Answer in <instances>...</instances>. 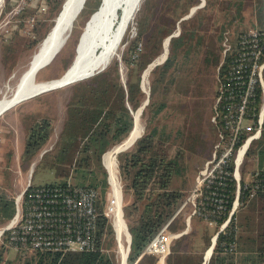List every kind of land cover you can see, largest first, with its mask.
<instances>
[{
    "label": "trees",
    "instance_id": "16d2710c",
    "mask_svg": "<svg viewBox=\"0 0 264 264\" xmlns=\"http://www.w3.org/2000/svg\"><path fill=\"white\" fill-rule=\"evenodd\" d=\"M93 1H85L79 16L86 11L85 9ZM174 1L178 0H172V2ZM190 1L187 3L189 4ZM36 3L46 8L49 7V3H54L53 5L57 6L59 0H32L29 2L33 10L32 13L36 18L34 20L35 23L34 21L32 24L29 23V19L23 22L21 19L22 21L15 27L12 37L22 33V29L29 23L31 24L30 33H33L36 37L32 43L43 39L46 32L40 33L37 26L34 30V26L37 25V14L39 13L36 12ZM205 9L201 10L198 22L196 21L197 19L194 20L192 17L184 20V28L181 29L179 35L170 38L168 57L162 64L155 66L151 71L153 78L151 79L149 101L145 105L144 110L145 114H147L145 132L131 148L123 150L117 155L119 176L121 181L125 182L123 193L127 198V202L123 206V216L127 220L128 230L131 234L130 253L127 258L128 264H149V256L147 254L139 258L141 252L159 228L172 218L184 196L183 183L181 185L173 183L176 178L183 176L185 170L183 130L181 128L176 131L174 141L171 139L172 131L170 132L166 125L158 124L157 122V119L163 115L166 106H168L166 103L167 99L164 96L168 88V80L171 83L178 81L175 79L176 82H174L175 80L168 75L176 74L180 70L179 66H182L183 79L189 80V77L184 74V67L187 66L182 63L187 62L186 57L197 59L198 53H201V59L204 57L200 64L204 66L208 74L222 60L224 61L221 65V73L230 63L231 53H228L223 58L221 51L220 54L214 52L212 50L213 47L211 45L208 46L209 41H203L202 39V28L205 26V13H207V11L204 12ZM59 10L60 7H58V12ZM25 15L26 12L21 14V16ZM27 17L30 16L28 15ZM160 18L163 20L162 17ZM161 20L158 21L160 22ZM191 21L193 23L186 24V22ZM149 22L140 31L144 32V37H146L144 45L140 39L134 38L123 54L122 59L127 68L124 82L121 81L119 74L118 66L120 61L116 59L103 70L77 80L70 85L71 93L66 101L65 119L54 150L56 149L59 153H68L73 156L74 166L75 169H78L77 171L84 169L81 167H88L87 171L92 174L88 181L85 182L86 179H83L76 182V184L99 187L100 196L103 200L109 185L101 165V155L111 146L120 143L131 130L133 125L131 110L136 109L145 99V93L140 86L141 71L157 54V51L152 46H150V50L147 46L152 31L149 30ZM228 22L230 20L224 22V27L222 25L220 29L222 34L218 35V39H221L220 48H223V33L228 27L226 26ZM172 27L167 28L163 23H158L156 29L152 32L161 37L169 34L172 31ZM70 37L71 34L58 53H60ZM204 49L206 50L204 51ZM207 50L209 51L207 52ZM174 71L177 72L175 73ZM158 90L162 93V98H159ZM261 96L262 89L258 86L255 100L252 103L255 107V112L262 101ZM52 130L53 121L48 116L36 117L30 123L23 149L26 159H30L42 149L49 140ZM179 138L182 139L177 143V146L175 145V149L178 151L170 154V146L174 145ZM257 146L262 147L259 154L261 161H263L264 143L259 140ZM93 163H95L97 170L89 168ZM230 168H232V164ZM97 173H101L103 178L98 179ZM243 175L244 172H242ZM67 182V180H61L59 183L65 184ZM232 197L233 190H231ZM251 201H253L254 205H258V203L261 205L262 225L258 227L256 233L244 237V234L239 233L240 227L244 224L236 219L235 223H237L238 230L237 250L234 252L224 251L221 243L228 241L233 233H220L207 264H264V190H258L252 197H248V190H245L241 196V203L245 204ZM97 209L100 214L97 218L95 247L93 249L68 251L65 253L20 250L18 254L22 258L21 264H117L113 252L105 250L107 237L109 235L112 236L113 233L111 223L102 212L103 204L101 202L97 204ZM14 213V200L5 195L4 197L0 196V224L12 218ZM180 217L181 214H177L170 220L168 225L170 230L178 228L175 224ZM222 219H219L217 224ZM181 228L183 227L181 226ZM6 234L7 231L3 233V239H5ZM183 235L171 242L170 252L164 264H201V253L194 249L193 244H190V247L184 246L186 249H182ZM2 252V249H0V264H10L3 262Z\"/></svg>",
    "mask_w": 264,
    "mask_h": 264
},
{
    "label": "rangeland",
    "instance_id": "374dc122",
    "mask_svg": "<svg viewBox=\"0 0 264 264\" xmlns=\"http://www.w3.org/2000/svg\"><path fill=\"white\" fill-rule=\"evenodd\" d=\"M31 1L32 0H1L0 2V98L8 96L12 93L32 54L52 28L54 18L58 13V7L61 9L64 3V0H59V4L57 6H54V3H49V7H46L47 9L41 4L38 5V3H36V12L39 13L37 14V25L34 26V30L37 26L40 33L46 32V34L41 41L32 43L36 37L33 33H30V25L36 18L32 13V7L29 5V2ZM189 1L190 0H178L176 2H172V0H141L140 5L129 22L122 39L115 47L113 55L107 63L108 65L112 64L116 59H118L117 56L120 55L121 60H118L122 63V67L121 63L118 67L122 82L125 81L127 74V68L122 59L123 54L126 52L131 40L134 38L140 39L144 45L146 37H144V32L140 31H142V28L145 27L149 21V30L154 31L158 23H163V25L167 28H171L174 25L171 32L177 30L176 33L179 35L181 29L184 28L183 25L185 24L181 18L186 15L192 16L193 14V18L197 19L196 21L198 22L200 12H198V16L195 15V11L193 13L190 12L193 6H202L203 9L206 8L204 12L207 11V13H205V26L202 28V39L203 41H209L208 46L211 45L214 52L220 54L221 51L222 54L223 48H220L221 39H218V35L222 34L220 29L222 25L224 27V22L230 20V22L226 23V26L228 27L225 32L228 39L233 40L234 43L236 42V38L240 30L246 26L247 27L245 29L249 28V26L253 24L252 22L255 19L258 20L259 18V15L257 14V0H191L190 3L193 4H188L187 2ZM252 1L254 2V6L252 5ZM100 2L101 0H94L92 4L85 9L86 11L84 13L80 16L79 14L77 15L73 22L70 32L71 37L68 42L60 53L54 56L49 64L41 68L36 73V80L45 81L53 79L54 77L57 78L70 67V64H72L76 55L83 28L92 12L99 6ZM149 6L150 8H148ZM252 7L255 9V15L257 14V16L250 13L252 11ZM244 11H247V13L243 14ZM24 12H26V15L21 16ZM28 15L30 17H27ZM33 16L34 20L29 22L31 24L28 23L26 27L23 26L24 28L21 31L22 33H19L16 37L13 35V38L12 33L15 30V27L19 25L20 21L23 20V22H26L28 19L32 20ZM160 17H162L163 20H161ZM158 20L161 21L159 22ZM186 24L189 25L190 22H186ZM152 31L150 33L151 37L149 38L147 46L149 47V50L150 46H152L153 49L157 51L156 56L153 58V60L157 61L162 55L160 53L164 51V45L162 46V43H164V38L168 34L161 36V38ZM225 32L223 33V38H225ZM11 37L12 39L10 40ZM168 50L170 51L169 44ZM205 50L206 49H204V51ZM208 51L209 50H207V52ZM198 55L197 59L186 57L187 62L182 63L187 66L184 67V74L189 77V80L183 79L182 66H179V72L174 71L175 73L177 72L176 74L168 75L171 79H176L178 81L176 82L175 80L174 82L176 83H171V81L168 80V88L166 89V94H164L167 99L166 103L168 106H166L163 115L157 119L158 124L162 123L166 125L170 132L172 131L171 139L174 141V134L176 131L181 128L183 130V156L185 157L183 160L185 170L183 176L178 179L176 178L173 182L177 185H181L183 183V200L192 191L198 171L202 169L205 166L206 161L212 157L214 145L218 140L217 129L210 120V115L212 113L210 105L214 99V91L216 89L215 77L218 73L220 62L213 68V71L208 74L204 66L200 64L204 57L201 59V53H198ZM158 56L159 58H157ZM142 72L143 70L141 71V74H144L146 71L144 70V72ZM149 74L152 73L150 72ZM72 83L67 85L64 84V86L45 91L22 100L0 115V196L4 197L5 195L6 197L13 199L14 204L16 197L23 191L28 181H30L33 185L59 183L61 180H67L76 184V182L83 179H86L85 182H87L88 178L92 175L89 174L87 171L88 167L86 166L81 167L84 169L77 171L78 169H75L74 166L73 156L68 153H59L56 149L54 150L65 119L66 101L71 93L70 85ZM149 84V75L146 76V80L144 75V87L147 91L149 89ZM157 92L159 98H162V93L159 90ZM136 110L137 109L131 110V113H133V111L135 113ZM40 116H48L52 119L53 130L49 140L42 147V149H40L30 159H26L23 150L27 137L26 133L28 132L27 130L30 123L36 119V117ZM140 123L144 127L145 131L147 125L146 115L143 116L141 114ZM126 138L127 137L116 145L121 144ZM180 139L182 138L177 139L178 141L176 140V143L170 146V154H174L175 151H178L175 148ZM132 146L133 144L125 150L131 148ZM250 146L251 147H248L247 149V153L245 154L243 163L240 167V170L245 173V180L250 178L251 172L249 171L252 170L253 167V161L250 158V150L253 146ZM20 147L22 152L19 151ZM112 148L113 146L103 152L100 158L101 165L105 172V178L109 185L104 200L100 196V200L103 205L107 194L110 191V179L108 169L104 164V155ZM118 153L115 154L113 151V158H111V161L112 167L116 171V176L121 184V217L127 225V220L124 216H122L124 212L123 206L127 202V198L123 193V186L125 182L121 181L119 176V161L117 159ZM89 168L97 170L95 163H93ZM97 178L102 179L103 175L101 173H97ZM98 189L100 190L99 187ZM119 193L121 203L120 190ZM255 205L253 204V201L242 204L240 200L238 205L232 210L234 213L231 217H235V221L237 219L239 222L244 224L239 229V233L244 234V237L252 233H256L258 227L262 225V216L260 214L261 205L259 203L258 205ZM180 214L181 217L175 224L178 228L169 230L171 232L181 233L187 227L186 223H188V231L183 235L184 237L182 238L181 247L182 249H186L184 246L190 247V244H193L194 249L201 253L202 263L207 251L206 249L211 248L210 245L212 243V238L218 229V225L209 224L204 219L196 216L192 217V220H189L187 218V206ZM11 219L12 218L5 221L3 224H0V228L6 226ZM181 226L183 228H181ZM179 237H181V235H178L172 241L174 242ZM121 242L124 246L127 245L125 235L122 236ZM105 247L106 251L113 252L115 260L117 264H119L121 261V250L119 249L114 229L112 236L109 235V237H107ZM0 249L3 251L2 256L4 263H22V258L19 257L18 254L20 250L6 245L3 240V235L0 240ZM148 263L151 264L150 257L148 259ZM126 264H128L127 260Z\"/></svg>",
    "mask_w": 264,
    "mask_h": 264
},
{
    "label": "built area",
    "instance_id": "2783aa9c",
    "mask_svg": "<svg viewBox=\"0 0 264 264\" xmlns=\"http://www.w3.org/2000/svg\"><path fill=\"white\" fill-rule=\"evenodd\" d=\"M33 20L29 19V22ZM222 44L223 58L228 53L232 56L222 73L224 60L220 62L215 77L210 120L217 129L218 140L212 157L198 171L192 191L179 204L172 218L187 206L188 219L196 216L209 224L218 225L212 238L213 248L220 233H233L221 246L226 252H234L238 248V230L235 217H231L234 213L232 210L245 190H248V197L258 190H264V168L254 169L248 180L240 172L247 149L251 141L260 136L264 123V25L240 31L234 43L225 32ZM258 86L262 89V101L255 112L252 103ZM116 180L121 192L122 209V188L117 176ZM109 183L110 191L102 212L109 219L119 243L125 232L122 229L118 237L115 228L117 195L112 183ZM99 202L100 192L94 186L69 181L65 184L33 185L28 181L15 199L14 216L6 226L0 228V240L7 231L3 239L5 244L17 250L60 253L91 250L95 247ZM221 218L222 221L217 224ZM171 219L149 240L139 258L147 254L151 264H157L160 259L162 264L165 263L172 240L182 233L169 230ZM126 230L129 231L127 225ZM126 241L128 246L129 239L126 238ZM213 248L205 259L206 264Z\"/></svg>",
    "mask_w": 264,
    "mask_h": 264
},
{
    "label": "bare ground",
    "instance_id": "6f19581e",
    "mask_svg": "<svg viewBox=\"0 0 264 264\" xmlns=\"http://www.w3.org/2000/svg\"><path fill=\"white\" fill-rule=\"evenodd\" d=\"M80 1L81 0H64L60 9L61 13H58L59 16L56 17L57 22L55 24V30L52 32L51 28L48 32L49 35L40 42L39 46L32 54L26 68L21 73L12 93L0 98V109L15 99L34 92L41 87L66 83L80 74H87L105 64L107 65L113 55L115 47L122 39L129 22L133 18L141 2V0H101L99 6L92 12L83 28L76 55L67 71L57 78L54 77L53 79L45 81L36 80V78L33 77L35 67L42 61L46 60L59 45L60 41L66 36L69 31V28L67 27L68 21ZM167 45V38H165V47H167ZM144 74L146 80V74H148V71L146 70ZM134 117L135 126L130 135L127 136L121 144L113 146V148L107 151L104 155V164L108 169L110 182L117 195L116 232L120 238V231L123 229L127 239H129V234L121 217L119 186L115 176L116 171L112 167L111 158H113V151L117 154V149L119 150L123 146L130 145L135 136H138L142 132V125L140 123L138 111L134 113ZM118 244L119 249L121 250V261L119 264H126L128 246H124L121 241H119ZM155 245L157 246V243ZM211 248H207L205 259L209 256Z\"/></svg>",
    "mask_w": 264,
    "mask_h": 264
},
{
    "label": "crops",
    "instance_id": "0c3cea01",
    "mask_svg": "<svg viewBox=\"0 0 264 264\" xmlns=\"http://www.w3.org/2000/svg\"><path fill=\"white\" fill-rule=\"evenodd\" d=\"M190 4H193V3H190ZM252 5L254 6V2L252 1ZM203 9V7L202 6H193L192 8H191V12L190 13H193L194 11H195V13H196V15H197V13L198 12H201V10ZM255 9L252 7V11L250 12L251 14H254V16H257V14L259 15V18H258V20L257 19H255L252 23V25L251 26H249V28H252V27H262L263 25H264V0H257V14L255 15ZM247 13V11H244L243 12V14H246ZM249 13V12H248ZM249 13V14H250ZM189 15H186L185 17H183V21L184 20H187V19H189V18H193V14H192V16H189ZM194 19V18H193ZM195 20V19H194ZM190 23H193V21H191ZM243 27V26H242ZM247 27V26H246ZM246 27H244L243 29H241L240 31H242V30H246L245 28ZM249 28H247V29H249ZM177 30L176 31H174V32H170L169 34H171V33H174V34H176V35H178L177 33ZM168 34V35H169ZM168 35H166V37L165 38H167L168 37ZM176 35H173V36H176ZM164 38V39H165ZM164 41V40H163ZM168 42V41H167ZM169 42H170V39H169ZM169 42H168V44H169ZM164 45V47H165V41H164V43H162V46ZM163 47V48H164ZM164 50L165 51H162L160 54H162L161 55V58L159 59V60H157V61H155V60H153V58L151 59V61H149V63L148 64H150V63H152V65H151V67L149 68V70H148V72L150 73L151 71H152V69L155 67V66H158V65H160V64H162L165 60H166V58L168 57V55H169V50H168V45H167V47H165L164 48ZM156 56V55H155ZM160 56V55H159ZM159 56L157 57V58H159ZM147 64V65H148ZM147 65H146V67H147ZM145 67V68H146ZM144 68V69H145ZM143 69V70H144ZM146 74V76H148L149 75V77H150V84H149V89H148V91L145 89V87H144V75L145 74H141L140 75V81H141V89L143 90V92L145 93V99L143 100V102L146 100V98L148 97V101H149V94H150V86H151V79L153 78V74ZM142 102V103H143ZM141 103V104H142ZM148 103V102H147ZM146 103V104H147ZM212 104H213V102H211ZM140 104V105H141ZM145 104V105H146ZM212 104H211V109H212ZM139 105V106H140ZM145 105L142 107V109L139 111V116H141V114L144 116V115H146V117H147V114H145V112H144V110H145ZM138 106V107H139ZM137 107V108H138ZM136 108V109H137ZM144 112V113H143ZM133 125H132V128H131V130H130V132L128 133V135L127 136H129L130 135V133L132 132V130H133V128H134V126H135V120H134V111H133ZM211 116V115H210ZM144 127L142 126V132L138 135V136H135V138H136V140H135V138L131 141V142H133L134 140H135V142L137 141V139H139L143 134H144ZM26 135H27V133H26ZM259 140H261L263 143H264V123H263V126H262V130H261V134H260V136L258 137V138H255V139H253L252 141H251V143H250V145H252L253 147H252V149L250 150V154H251V159H252V161H253V167H252V170H250L249 172H251L252 173V171L254 170V169H256V168H263L264 167V158H263V161H261V159H260V154H259V152H260V149H262V147H259V146H257V143H258V141ZM134 142V143H135ZM133 143V144H134ZM249 145V148L251 147ZM19 151L20 152H22V150H21V147L19 148ZM20 154V153H19ZM264 154V153H263ZM245 176V173H244V175H243V177ZM244 179H245V177H244ZM192 217H194V216H192ZM192 217H190L189 218V220L191 219L192 220ZM189 220H188V222H189ZM186 225H187V227H188V223H186ZM185 228L183 231H182V234H180V235H183V234H186L187 233V231H188V228ZM129 234V233H128ZM157 245H158V243H157ZM207 250V249H206ZM126 260H127V258H126ZM203 262V261H202ZM157 264H162V260L160 259L159 260V262L157 263Z\"/></svg>",
    "mask_w": 264,
    "mask_h": 264
},
{
    "label": "water",
    "instance_id": "95a60500",
    "mask_svg": "<svg viewBox=\"0 0 264 264\" xmlns=\"http://www.w3.org/2000/svg\"><path fill=\"white\" fill-rule=\"evenodd\" d=\"M85 1H86V0H81V1L79 2V4L76 6V8L74 9V12H73V14H72V16L70 17V19H69V21H68L67 27L69 28V31L67 32L66 36L60 41L59 45L53 50V52L51 53V55H50L46 60L42 61L41 63H39V64L35 67V69H34V71H33V77H35L36 73H37L41 68H43L44 66H46L47 64H49V63L51 62V60L54 58V56L59 52V50L61 49V47L64 45V43L66 42V40H67V38H68V36H69V34H70V32H71V29H72V26H73V22H74L75 18L77 17V15L79 14V12L81 11V9L83 8ZM58 13L60 14L61 11L58 12ZM59 14H57L56 17H58ZM56 17L54 18V22H53V25H52V29H51L52 32L55 30V27H56V26H55V24H56V22H57ZM181 19H183V18H181ZM177 34H178V33H177ZM48 35H49V33L46 34V36L44 37V39H45ZM173 35H176V34L171 33V34L168 35V37H167V41H168V42H169V39H170ZM78 40H79V39H78ZM75 51H76V48H75ZM117 57H118L119 60H121L120 55H118ZM120 63H121V62H120ZM107 65H108V64H107ZM107 65L105 64L104 66H102V67H100V68H97V69H95V70H93V71H91V72H89V73H87V74H80L79 76L73 78V79H72L71 81H69V82H66V83H59V84H57V85H52V86H48V87H41V88L37 89V90L34 91V92H31V93H29V94L23 95V96H21V97L15 99V100L12 101L11 103L5 105L4 107H2V108L0 109V115H1L4 111H6V110H8L9 108H11L12 106H14L15 104L21 102L22 100H25V99H27V98H30V97H32V96H34V95H36V94H39V93H42V92H45V91H48V90H51V89H54V88H58V87L64 86V84L67 85V84L72 83V82H75V81H77V80H81V79H83V78L89 77V76L93 75L94 73H97V72L101 71V70L104 69ZM151 65H152V63L148 64L147 67H146L144 70H145V71H146V70L148 71L149 68L151 67ZM121 67H122V63H121ZM121 67H120V70H121ZM144 70H143V72H144ZM66 71H67V70H66ZM143 72H142V73H143ZM147 102H148V97H147L146 100H145V101H144V102H143V103L137 108L136 111L139 112V111L142 109V107H143ZM134 120H135V117H134ZM140 135H141V134H140ZM140 135H139V136H140ZM135 140H136V138H135ZM135 140H134L130 145H128V146H123L122 148H120L119 150L117 149L116 151L120 152V151L125 150L126 148H128L129 146H131V145L135 142ZM128 233H129V242H128V253H129V252H130V244H131V234H130L129 231H128ZM212 248H213V247H212ZM212 248H211V250H212ZM127 255H128V254H127ZM201 264H206V262H205V257H204V260H203V262H202Z\"/></svg>",
    "mask_w": 264,
    "mask_h": 264
}]
</instances>
